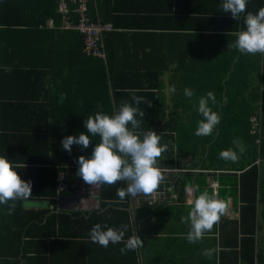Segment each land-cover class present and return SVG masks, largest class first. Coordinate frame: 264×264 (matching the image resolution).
<instances>
[{"label":"crops","instance_id":"0c3cea01","mask_svg":"<svg viewBox=\"0 0 264 264\" xmlns=\"http://www.w3.org/2000/svg\"><path fill=\"white\" fill-rule=\"evenodd\" d=\"M89 1L85 3L87 16L108 27L103 35L107 37L110 66L131 70L143 65L144 70H165L160 76L167 104L164 122L172 110L183 111L170 101V79L177 66L207 64L211 57V65H216L211 80L222 76L232 98L219 110L212 107L221 120L211 135V153L180 156L173 167L167 157L175 158V152L162 153L156 166L163 179L156 190L126 197L125 207L108 212L102 209L92 217L90 212L99 208L97 193L90 197L70 190L67 191L72 194L61 192L56 207L68 216L49 221L47 227L46 216L33 221L26 229L29 233L18 242L12 241L10 235L0 237V264H249L251 246L253 264H260L257 255L264 250L263 203L257 202L256 232L245 237L244 232L230 231L231 221L240 224V209L251 199L253 187L257 199L264 189V54L245 55L228 47L245 30L240 25L245 14L234 20L230 13L222 12L223 0H92L96 15L92 18L87 10ZM55 2L60 17L49 14ZM65 6L66 11L61 12L60 0H28L22 9L18 8V28L23 33L5 36L0 29V63H48L53 70L61 67L51 85L55 77L73 81L64 86L68 91L75 86L79 97L86 91L88 75L82 71L89 62L80 55L81 35L65 27L76 22L72 9L75 4L67 1ZM41 20L45 23L32 24ZM71 69L78 72H66ZM48 77L51 79L49 74ZM258 118L259 125L254 121ZM233 140H239L245 151L238 161H225L219 157L222 150L233 148L239 152ZM192 186H198L195 196L207 190L210 196L218 194L227 205L220 221L196 243L186 238L190 225L181 223V217L191 210L194 195L188 188ZM240 190L245 191L244 199ZM22 208L55 213V207L41 199L24 201ZM243 215L244 226L251 227L250 215ZM96 223L112 228L127 225L125 240L136 233L143 247L122 254L123 243H110L107 248L92 243L88 234ZM259 223L262 228H258ZM206 249H214L211 258L203 255Z\"/></svg>","mask_w":264,"mask_h":264},{"label":"trees","instance_id":"16d2710c","mask_svg":"<svg viewBox=\"0 0 264 264\" xmlns=\"http://www.w3.org/2000/svg\"><path fill=\"white\" fill-rule=\"evenodd\" d=\"M26 1L28 0H0V29L5 36L23 33V30L18 28L21 21L18 20L17 9H22ZM262 7H264V0H247L244 14L245 16L247 12L255 14ZM87 10L89 16L96 18L95 1L88 2ZM55 12L56 2L49 14L54 16L57 14L60 17V14ZM69 20L75 22L74 18ZM38 23H45V21L41 20L32 24L36 26ZM235 24L233 27H236ZM26 25L29 28L30 24L26 23ZM240 25L241 28L245 27L244 21L240 22ZM78 42L80 46V37ZM104 45L108 62L107 37L104 38ZM80 55L89 63L88 68L82 71L88 75L86 91L80 92L82 96L79 97V91L75 86H72L71 91L64 86L67 82L73 81L55 77L54 86L51 85L53 75L61 72V67L53 70L48 63L46 65L30 62L0 63V156H5L19 165H26L19 167L16 170L17 174L22 180L32 182V196L28 200L16 201L12 214H8L9 209L6 205H0V237L10 235L12 241L17 240L18 242L29 233L26 229L33 221L46 216L45 226L47 227L49 221H61L68 216L65 211L56 207L57 173L62 172L67 180H82L76 175L79 167L76 160L81 155L86 158L90 157L96 143L100 142V138L90 136V145L84 150L79 145H72L70 154L62 148V138L69 135L76 136L81 132L87 135V130L83 126L84 120L89 116H94L97 112L111 116L125 101L133 103L131 100L133 95L144 97L145 101L151 102V106L146 103L139 105V108L145 112L139 131L146 133L152 130L162 135L161 144H167V151H173L176 155L175 158L168 155L170 166H176L175 159L180 156L185 158L189 153L195 156L197 152L201 155L211 153V136L198 137L195 135L197 121L203 118L196 110L198 99L208 92H213L217 103L211 104L210 102L209 106L219 110L232 98L226 90L228 87L226 82L222 81V76L218 80H211V72L216 70V65H211V57L207 64H185L175 68L171 75L170 85L175 86L176 91L172 92L170 101L174 107H182L183 111L177 113L172 110L168 114L169 118L164 122L166 117L164 110L167 104L162 92L163 82L160 76L165 70L161 68L158 71L144 70L143 65L132 67L131 70L129 68L118 69L110 66V62L104 64L99 62L102 61L100 59L84 56L81 50ZM209 55H211V49ZM77 57L80 58L79 55ZM106 68L109 79L106 75ZM220 69L227 68L220 67ZM70 71L75 73L78 69L66 72ZM185 88L194 91L195 95L191 99L183 94ZM62 93L66 94V98L61 102ZM192 137L194 141H191ZM97 186L96 198L99 201V208L88 213L90 217L97 215L102 209L108 212L115 211L114 208L126 206V198L121 199L117 195L118 189L127 187L126 182L120 181L113 186L106 184ZM253 189L251 199L240 209V224L236 221L230 222L232 225L230 231L244 232L247 234L245 237H250L256 232L257 202L263 203L262 215L264 217V189L259 192V199L256 198V190ZM240 193L241 198L244 199L245 191L240 190ZM34 199L47 201L55 207V213L50 214L49 210L41 211V213L33 212L22 208L24 201ZM244 213L250 215L251 227L244 226ZM72 214L79 215L78 213ZM100 215L104 216L105 213L100 212ZM258 228H262L261 223L258 224ZM249 249L253 255V246ZM252 255L249 264H253ZM257 257L260 264H264V250L258 251Z\"/></svg>","mask_w":264,"mask_h":264},{"label":"clouds","instance_id":"9594fccd","mask_svg":"<svg viewBox=\"0 0 264 264\" xmlns=\"http://www.w3.org/2000/svg\"><path fill=\"white\" fill-rule=\"evenodd\" d=\"M247 0H223L222 12L230 13L234 20L240 19L245 13ZM245 30L237 34V38L228 47L235 48L241 54H264V7L255 14L247 12L244 18ZM175 92V86L171 87ZM183 94L191 99L195 93L185 88ZM66 94H61V102ZM133 103L125 101L111 116L97 112L89 116L83 122L87 135L84 132L76 136L62 138V148L69 154L72 145H79L82 150L90 145V136H99L100 142L96 143L90 157L81 155L76 163L79 165L76 175L87 185H109L117 182L127 183L126 188L117 190L121 199L136 196L138 193H152L163 179L161 170L157 167V159L168 150L167 144H161L162 135L150 130L146 133L139 131L145 112L139 108L141 103L151 106V102L144 97L133 95ZM211 104H216L213 92H208L198 99L197 112L203 117L197 121L195 135L198 137L211 136L221 120V116L213 111ZM99 107V106H98ZM139 117V119H137ZM233 148L222 150L219 157L225 161L236 162L243 154L245 148L239 140H233ZM19 165L5 156H0V205H6L8 214H12L16 207V201L28 200L32 196V182L25 181L17 174ZM198 186L188 188L193 195ZM11 202V203H10ZM82 202V200H80ZM191 210L186 216L181 217V223L189 224L187 233L189 243H196L203 239L205 233L210 232L221 218L227 205L218 198V194L210 196L208 191L201 192L190 200ZM127 225L119 228L101 226L96 223L89 231L88 238L92 243L107 248L109 244L123 243L120 252L135 251L143 247V241L135 233L125 240ZM214 249H206L203 255L211 258Z\"/></svg>","mask_w":264,"mask_h":264},{"label":"built area","instance_id":"2783aa9c","mask_svg":"<svg viewBox=\"0 0 264 264\" xmlns=\"http://www.w3.org/2000/svg\"><path fill=\"white\" fill-rule=\"evenodd\" d=\"M75 4L73 11L76 13V22L66 24L65 27L72 28L81 35L80 50L86 57H92L106 60V51L104 45V32L108 27L99 21L89 18L85 12V3L87 0H60V11H66V2ZM254 121L260 123V119ZM97 185H87L83 180H67L62 172L57 173L56 194L63 191H74L81 196H94L97 193Z\"/></svg>","mask_w":264,"mask_h":264},{"label":"rangeland","instance_id":"374dc122","mask_svg":"<svg viewBox=\"0 0 264 264\" xmlns=\"http://www.w3.org/2000/svg\"><path fill=\"white\" fill-rule=\"evenodd\" d=\"M66 192H69V191H66ZM69 193H71V194H72L73 192H69Z\"/></svg>","mask_w":264,"mask_h":264}]
</instances>
